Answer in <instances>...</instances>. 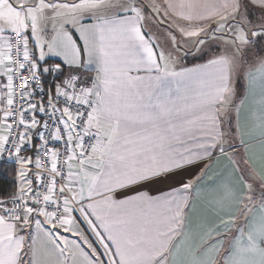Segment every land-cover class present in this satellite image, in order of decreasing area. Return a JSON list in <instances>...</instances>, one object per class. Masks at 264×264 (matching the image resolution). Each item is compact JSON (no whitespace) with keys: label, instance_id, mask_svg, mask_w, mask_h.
I'll return each instance as SVG.
<instances>
[{"label":"crops","instance_id":"obj_1","mask_svg":"<svg viewBox=\"0 0 264 264\" xmlns=\"http://www.w3.org/2000/svg\"><path fill=\"white\" fill-rule=\"evenodd\" d=\"M84 1L94 5L83 11ZM246 1L264 13V0ZM240 3L0 0L2 17L75 10L68 27L86 35L88 65L79 80L96 101L101 137L87 155L74 141L67 193L80 207L68 201L60 228L36 207L35 151L22 157L24 220H6L0 208V264H16L21 247L31 264H264V63L235 87L232 69L212 50L191 56L176 49L180 36L190 48L198 33L224 29ZM35 26L27 23L29 46L47 74L51 58L39 59ZM12 32L0 30V87L9 80ZM204 54H211L206 62H186ZM225 108L227 117L234 113L228 132ZM6 134L3 125L0 145Z\"/></svg>","mask_w":264,"mask_h":264},{"label":"built area","instance_id":"obj_2","mask_svg":"<svg viewBox=\"0 0 264 264\" xmlns=\"http://www.w3.org/2000/svg\"><path fill=\"white\" fill-rule=\"evenodd\" d=\"M8 51L9 80L7 86L0 87V134L1 127H7L0 145V165L20 169L25 153L35 151L31 170L36 175V205L60 228L68 213L67 182L74 141L79 142L82 155L101 143L93 127L96 101L85 83L72 77L57 81L60 68L56 64L44 74L22 31L8 36ZM25 206L20 195L0 202L10 222L24 219ZM79 207L75 202L74 208Z\"/></svg>","mask_w":264,"mask_h":264},{"label":"rangeland","instance_id":"obj_3","mask_svg":"<svg viewBox=\"0 0 264 264\" xmlns=\"http://www.w3.org/2000/svg\"><path fill=\"white\" fill-rule=\"evenodd\" d=\"M240 4L238 8L240 13L236 12V14H233L234 16L229 20L224 29L198 33L199 37L194 40V44L190 48H188L190 42H186L182 36H180L181 40L179 38L176 39V49L178 51L179 48L177 47L185 49L187 55L198 56L205 50H212V58L225 60L232 69V77L236 83L235 87L238 82H244L248 71L264 63V13L253 8L246 0H241ZM92 5L94 4H91V1H84L83 11L85 8L91 9ZM73 13H76L74 9L65 8L61 10L57 9L56 11L50 10L49 14L46 10L41 16L38 15L37 11L32 12L30 16L25 13L19 15H12L10 13V15L6 14L3 18L0 14V30L3 33L15 30L22 31L26 33L25 35L29 42L27 23L34 26L36 24L33 34L31 33L32 35L30 36L39 59L45 61L46 57L51 58L47 61L45 69L52 64H56L60 70L63 67L67 72L65 75H61L60 81L64 77H72L79 80V77L86 75L83 72L84 67L88 65L89 48L88 45L81 47V43L85 41L86 35L83 36L81 31L75 32L74 28L68 27L71 24ZM249 14L256 16L252 18ZM80 15L79 18L81 17ZM87 16L85 12V21H87ZM221 21L223 24L225 23L224 19ZM58 24L61 26L59 32H57ZM216 25L218 26V24ZM66 27L70 28V31L64 34L63 31ZM77 34L80 36L81 41L77 39ZM77 45L80 48L79 52L77 51ZM205 45L207 47L204 49ZM60 73L61 71L59 75ZM233 93H235L234 87H232L229 97ZM227 114L228 112L225 108L222 111V118H224L226 132L231 129V117L234 116L233 110L230 111L228 117ZM30 199L34 201L32 196ZM71 199L74 203L77 201L76 197L73 198L71 196L68 198V201L72 202ZM45 217L51 221L49 216L45 215ZM62 225H65V220Z\"/></svg>","mask_w":264,"mask_h":264},{"label":"trees","instance_id":"obj_4","mask_svg":"<svg viewBox=\"0 0 264 264\" xmlns=\"http://www.w3.org/2000/svg\"><path fill=\"white\" fill-rule=\"evenodd\" d=\"M252 17H254V15H252ZM210 57L211 54H204L197 58L190 57L186 59V62L188 64L203 63L206 62ZM61 75L63 74L60 73L59 78L61 77ZM18 192V170L10 165H0V201H7L12 199L17 196Z\"/></svg>","mask_w":264,"mask_h":264},{"label":"snow or ice","instance_id":"obj_5","mask_svg":"<svg viewBox=\"0 0 264 264\" xmlns=\"http://www.w3.org/2000/svg\"><path fill=\"white\" fill-rule=\"evenodd\" d=\"M77 51H80L79 46L77 45ZM23 223V220L21 221ZM23 230L21 231V235H23ZM57 235H60V233H57ZM29 245H31L32 241H28ZM59 243V241H57ZM16 264H31V259L28 255H26L25 249L21 247L19 251L16 253ZM105 264H107V261H105Z\"/></svg>","mask_w":264,"mask_h":264}]
</instances>
